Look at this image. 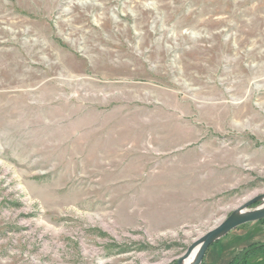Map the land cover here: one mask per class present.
Listing matches in <instances>:
<instances>
[{
  "label": "rangeland",
  "instance_id": "rangeland-1",
  "mask_svg": "<svg viewBox=\"0 0 264 264\" xmlns=\"http://www.w3.org/2000/svg\"><path fill=\"white\" fill-rule=\"evenodd\" d=\"M262 194L264 0H0V264H178Z\"/></svg>",
  "mask_w": 264,
  "mask_h": 264
},
{
  "label": "water",
  "instance_id": "water-1",
  "mask_svg": "<svg viewBox=\"0 0 264 264\" xmlns=\"http://www.w3.org/2000/svg\"><path fill=\"white\" fill-rule=\"evenodd\" d=\"M261 203L255 209L249 210L248 208L256 203ZM264 218V194L256 196L236 212L231 214L224 222L210 230L207 234L196 240L188 247L186 253L179 259L178 264H184V261L190 257L194 249L199 247L197 257L193 264H201L204 258L205 252L208 247L221 236L227 234L236 227Z\"/></svg>",
  "mask_w": 264,
  "mask_h": 264
},
{
  "label": "bare ground",
  "instance_id": "bare-ground-1",
  "mask_svg": "<svg viewBox=\"0 0 264 264\" xmlns=\"http://www.w3.org/2000/svg\"><path fill=\"white\" fill-rule=\"evenodd\" d=\"M198 251H199V247L194 249V251L192 252V254L190 255L189 258H187L185 261H184V264H193L196 257H197V254H198Z\"/></svg>",
  "mask_w": 264,
  "mask_h": 264
}]
</instances>
